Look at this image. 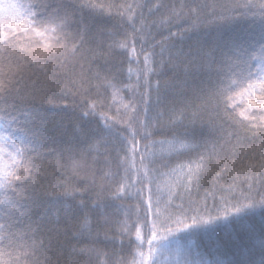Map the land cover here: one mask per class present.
<instances>
[{
  "label": "trees",
  "instance_id": "obj_1",
  "mask_svg": "<svg viewBox=\"0 0 264 264\" xmlns=\"http://www.w3.org/2000/svg\"><path fill=\"white\" fill-rule=\"evenodd\" d=\"M14 2L26 5L35 0ZM46 2L74 6L69 11H74L77 23H73L68 30L69 48L73 42L79 41L76 33L80 29L86 26L88 31L84 34L80 52L74 57L69 55L66 69L61 68L56 61L50 62L46 69L26 67L19 91H14L7 99V105H15L12 111L13 115L19 117L17 126L31 129L27 135L30 141L28 147L36 148L31 154L34 159L30 165L32 172L26 186L27 191L18 187L16 192L8 189L5 194L0 195V199L5 201L0 204V223H5V231L0 236L14 234L17 237L14 254L22 253L23 245L34 242L38 249L35 258L39 259L40 264H132L137 252L149 255L148 239L151 238L152 230L142 228L141 238L137 240L135 227L131 234H127L121 228V222L127 220L129 224H133L138 215L141 219L144 218L149 197L148 187L151 188L154 204L157 196L161 197L163 211L169 201V184L176 178L161 174L167 173L178 163L194 159L196 153L181 156L158 154L155 162L150 165V169L157 171V181L146 187V182L139 179L142 172L138 176L129 172V190L115 199L113 193L125 178L124 168L118 167L124 151L121 150L118 136L107 135L106 143L96 144L92 132L103 127L101 114L111 117L109 123L114 131H122L126 136L128 131L125 121L135 115V128H139V120H145L150 126L154 124L150 128L156 133L152 136L154 140H170L173 132H191L195 129L197 143L201 144L196 152L204 151V146L209 152L215 148L208 166L197 178L189 183L185 177L181 186L172 190L174 194L168 210L174 215L188 211V223H191L190 217L195 209H199L200 215L205 218L209 212L213 216L225 214L227 205L223 202L224 199L231 200L234 204L240 198L241 191H247V183L238 182L236 192L229 193V185L233 183L237 172L261 178L248 193L257 202L260 200L261 194H264V169L260 167L261 156L264 155V135L260 134L261 130L251 128L247 122V126L234 123L225 117L223 110L217 112L214 104L207 99V89L211 84L206 71L188 76L187 86L183 89H165L166 83L176 82L172 80L173 71L169 67L161 72L157 56L156 70L148 74L146 82L139 34L134 33L127 20V13L123 17L119 14L125 11L124 6L127 4L136 7V27H140L143 21L145 33L151 32L155 37L144 43V49L148 50L152 44L162 39V35H168V28L177 33L187 29L194 19L189 10L195 4L208 5L202 8L201 18H211L213 12L217 16L224 14L233 17L247 13L250 17L251 12L243 7L249 0H95L97 4L112 6L110 11L95 12L88 9L81 11L79 4L82 0ZM251 2L258 4L259 0ZM176 13L179 15H175ZM20 14L23 17L21 22H24L27 19L23 15L24 9L20 10ZM19 31L22 32L23 29ZM198 32L200 39H211L213 35L207 25H201ZM7 35L11 39L17 33ZM133 35H136L134 42L131 39ZM74 36L75 41L72 39ZM125 36L129 38L128 48L115 47L113 42L122 41ZM194 39L192 33L186 34L183 41L177 37L176 47L187 51ZM133 43L137 55L130 54ZM110 45L113 46L110 48ZM155 51L159 53L160 48L157 46ZM82 71L89 78L99 71L118 90L116 98H113L112 87L97 88L96 80L91 81V87L86 86V91L73 90L75 94L69 93L66 96L56 87H46L56 79L63 84L66 76L71 73H75L78 78ZM179 76L181 81L185 79L182 70ZM211 79L214 80L215 77ZM157 82L160 84V102H157ZM197 88L205 89L200 99L193 95V89ZM180 91H184L186 95H178ZM246 99L245 97L244 103L236 109L237 120L242 119L239 113L247 107ZM252 99L255 100L256 97L253 96ZM236 100L239 103L241 97L237 95ZM93 101L97 103L96 114L84 117L88 104ZM125 104L134 105L135 113L131 109H125ZM0 107H5L2 100ZM185 108L186 118L183 123H177L174 127L169 125L170 110L175 109L179 113ZM193 111L198 112L195 124L191 123ZM160 113H163V117L159 116ZM256 113L259 115L258 109ZM4 151L14 155L11 141L4 146ZM73 160L81 161L83 167L74 170ZM252 164H256L255 170L250 167ZM109 172L112 175L106 176ZM134 178L137 182L132 184ZM240 181H243V176ZM81 205L83 207H79ZM153 210H156L155 206ZM261 225H264V208L257 206L246 209L239 216L230 215L219 221L216 230L211 233H180L178 238L181 246L191 249L195 258L212 260L213 255L209 253L216 254L217 250L223 252L233 241L242 239L248 231L255 229L258 233ZM52 230H59V235L56 236ZM50 236H55L58 243L48 245ZM41 241L52 250L40 249ZM170 247H175V244L172 243ZM0 248L3 246L0 245ZM196 253L202 254L201 257H196ZM220 258L227 260L230 256L221 255ZM7 259V255H0V264ZM255 259L259 264V253Z\"/></svg>",
  "mask_w": 264,
  "mask_h": 264
},
{
  "label": "snow or ice",
  "instance_id": "obj_2",
  "mask_svg": "<svg viewBox=\"0 0 264 264\" xmlns=\"http://www.w3.org/2000/svg\"><path fill=\"white\" fill-rule=\"evenodd\" d=\"M111 7V5L97 4L95 0H82L79 4L81 11L84 9L92 12L110 11ZM204 7H208V5L195 4L191 7L189 14L194 17L192 24L179 33L168 28V35H162V39L152 44L148 50L144 49V43L149 39L154 40L155 37L151 32L145 33L143 21H141L140 27H136L134 22L136 7L133 4H127L124 6L125 11L119 14L123 17L127 13V20L132 25L134 33L139 34L146 82L148 74L156 70L157 56H159L161 72L163 73L165 67H169L173 71L172 80L176 82L174 84L166 83L165 89L168 87L183 89L187 86L188 76L206 71L211 84V87L207 89V99L209 103L214 104L217 112L223 110L225 117L234 123L250 125L251 128L260 129V134L264 135V0H259L258 4L249 0V3L243 6L248 12H251L250 17L247 13H240L238 17H233L224 14L217 16L213 12L211 18L208 16L201 18L200 13ZM21 9H24L23 15L27 18L24 22H21L23 19L20 14ZM69 9H74V6L52 4L46 0H35V2L26 5L18 4L14 0H0V100L5 103V107H0V195L5 194L8 189L16 192L18 187L27 191L26 186L31 179L32 172L30 165L34 159L31 154L36 151L35 147H28L30 141L27 139V135L31 129L17 126L19 117L13 115L12 111L15 105H7V99L14 91H19L26 67L46 69L50 62L56 61L59 62L61 68L66 69L69 55L74 57L80 52V45L84 43V34L88 28L85 26L76 33V36H79V41L73 42L69 48L68 30L73 23H77L74 19V11L70 12ZM252 9H257V11L253 12ZM201 25L208 26L210 33H213L211 39H200L198 30ZM20 29L23 31H19ZM12 33H17V35H12L9 39L7 34ZM188 33L195 36L194 42L188 46L187 51L177 48L175 38L178 37L183 41ZM72 39L75 41V36ZM131 39L134 42L136 35H133ZM17 43H19V50H17ZM113 44L120 49H127L129 38L125 36L124 40L114 41ZM112 46L110 45V48ZM157 46L160 48L159 53L155 51ZM130 54L137 55L134 43ZM181 70L185 76L183 81L179 76ZM212 77L215 79H211ZM92 80L98 81L97 88L112 87L114 89L113 98H116L118 90L114 88L109 79L102 77L99 71L91 78L87 77L83 71L78 78L75 73H71L66 76L63 84L59 79H56L46 87H56L66 96L69 93L75 94L73 90L76 92L86 91V86H92ZM156 91L158 93L157 102H160L159 82H157ZM204 93V88L193 89V95H196L198 99L202 98ZM178 95L184 96L186 93L180 91ZM237 95L241 97L239 103L236 100ZM253 96L256 97L255 100L252 99ZM245 97L247 98V107L239 113L242 119L237 120L236 109L244 103ZM145 102L147 103V100ZM96 108L95 101L89 103L87 110L83 113L84 117L95 115ZM124 108L131 109L132 113L136 111L134 105L125 104ZM257 109L259 115L256 113ZM186 110V108L181 109L179 113L175 109L170 110L169 125L174 127L177 123H183L186 118ZM197 115V111L192 112V124H195ZM159 116L163 117V113H160ZM100 119L103 127H98L92 132L96 138V144L106 143L107 135L118 136L121 150L124 151L118 167L124 168L125 178L119 182L117 190L113 193L115 199H119L129 190L130 184L127 177L129 172L137 174V176L142 172L143 175L139 179L141 182H146V187L157 181V171L150 169V165L155 162L158 154L181 156L196 153L194 159L178 163L167 173L161 174L176 178L169 184V201L163 211H161V197L157 196L154 204L151 188L148 187L149 197L146 201L144 218L141 219L138 215L133 224H129L127 220L121 222V228L127 234H131L132 228L135 227L137 240L141 238L142 228L152 230L151 238L148 239L149 255L145 256L143 252H137L136 257L139 259L134 257L132 264H257L255 259L257 253L261 256L259 264H264V225H261L258 233L255 229L248 231L242 239L233 241L223 252L217 250L216 254L209 253L213 255L212 260L195 258L192 250L182 247L178 238L180 233L189 235L201 231L211 233L216 230L219 221L227 219L230 215L239 216L246 209H253L257 206L264 208V194H261L258 202L248 194L252 191L253 184L260 182V177L247 176L244 175V172L235 173V179L228 188L229 193L236 192L238 182H246L247 191H241L240 198L234 204L231 200L224 199L223 202L227 206L223 216H213L209 212L205 218L200 215L199 209H195L193 210L194 214L190 217L191 223H188V211L174 215L168 210L174 194L172 190L181 186L185 177L189 183L197 178L200 172L208 166L215 153V148L209 152L204 146V151L196 152L201 144L197 143L195 129L191 132H173L170 140H154L152 136L156 133L150 130L154 124L150 126L145 120H139V128H135L133 127L137 122L135 115H131L125 121L127 136L122 131H114L112 124L109 123L111 117L101 114ZM8 141L12 142L14 155L12 152L4 151V146ZM137 158L139 164H137ZM232 163L234 164L235 161ZM72 166L74 170H77L83 167V164L79 160H73ZM250 167L255 170L256 164H252ZM260 167L264 169V155L261 156ZM105 175L109 176L112 173L109 172ZM241 176H243V181H240ZM136 182L135 178L131 181L132 184ZM183 186L187 187V185ZM4 203L5 201L0 199V204ZM154 206L155 211L153 210ZM79 207H83V205ZM86 224L87 220H85ZM4 231L5 223H0V233ZM52 231L56 233V236L59 235V230ZM16 241L17 237L14 234L0 236V245L3 246L0 248V255L8 257L7 260L2 261V264H40L39 259L35 258L38 249L34 242L31 245H23L22 253L14 254L13 249L16 246ZM55 243H58L55 236H50L48 245ZM172 243L175 244V247H170ZM39 248L46 251L52 250L51 247L45 245L44 241L40 242ZM165 253L168 255H164ZM201 255L200 253L195 254L196 257H201ZM221 255L230 256V258L221 259ZM161 256H164L163 260H161Z\"/></svg>",
  "mask_w": 264,
  "mask_h": 264
},
{
  "label": "rangeland",
  "instance_id": "obj_3",
  "mask_svg": "<svg viewBox=\"0 0 264 264\" xmlns=\"http://www.w3.org/2000/svg\"><path fill=\"white\" fill-rule=\"evenodd\" d=\"M164 255H168L167 253H165ZM151 259V258H150ZM164 259V256H161V260H163Z\"/></svg>",
  "mask_w": 264,
  "mask_h": 264
}]
</instances>
